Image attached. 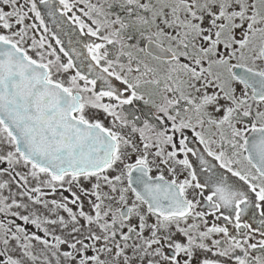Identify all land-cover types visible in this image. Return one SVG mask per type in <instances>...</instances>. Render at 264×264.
Masks as SVG:
<instances>
[{
  "label": "snow or ice",
  "instance_id": "obj_1",
  "mask_svg": "<svg viewBox=\"0 0 264 264\" xmlns=\"http://www.w3.org/2000/svg\"><path fill=\"white\" fill-rule=\"evenodd\" d=\"M0 264H264V0H0Z\"/></svg>",
  "mask_w": 264,
  "mask_h": 264
}]
</instances>
